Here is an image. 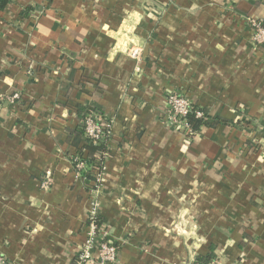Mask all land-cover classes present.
I'll return each instance as SVG.
<instances>
[{
	"label": "crops",
	"instance_id": "obj_1",
	"mask_svg": "<svg viewBox=\"0 0 264 264\" xmlns=\"http://www.w3.org/2000/svg\"><path fill=\"white\" fill-rule=\"evenodd\" d=\"M250 18L264 0H7L0 254L72 264L82 248L94 185L68 141L81 104L111 121L96 196L114 264H264V44ZM173 92L231 123L169 124Z\"/></svg>",
	"mask_w": 264,
	"mask_h": 264
},
{
	"label": "built area",
	"instance_id": "obj_2",
	"mask_svg": "<svg viewBox=\"0 0 264 264\" xmlns=\"http://www.w3.org/2000/svg\"><path fill=\"white\" fill-rule=\"evenodd\" d=\"M263 20H255L250 18L249 24L254 32V41L258 44H264V25ZM132 55L138 61L142 59V51L139 47L132 50ZM18 97L14 94L12 99ZM193 103L182 93L173 92L167 96L166 101V120L173 126L181 125L188 134H194L191 126L187 120V114L191 111ZM197 116H203V112H197ZM85 132L95 144L104 142L108 150L102 156L97 157L96 162L98 165L94 168L95 179L93 181L94 189V205L88 218L87 238L76 255L75 264H114L118 258V246L113 242L110 237L109 229L104 222H98V201L96 194L99 191L101 184L104 181L105 162L109 156V139L111 134V121L107 118L104 119L100 115H96L93 111L85 119ZM76 166L82 168L84 163L77 162ZM78 176L80 173L77 171ZM49 179L46 178L42 182L44 188L49 187ZM0 264H12V262L5 256L0 254ZM203 264H221L216 258Z\"/></svg>",
	"mask_w": 264,
	"mask_h": 264
},
{
	"label": "trees",
	"instance_id": "obj_3",
	"mask_svg": "<svg viewBox=\"0 0 264 264\" xmlns=\"http://www.w3.org/2000/svg\"><path fill=\"white\" fill-rule=\"evenodd\" d=\"M53 0H48L49 4H52ZM7 4V0H0V7L4 8ZM32 7H27L22 14L28 15L32 10ZM264 25V20L262 21ZM77 109V114L79 118L78 125L73 129H68V141L73 148V152L70 159L76 169L80 173L83 179H88L94 181L95 172L94 168L98 165L96 162L97 157L103 155V153L108 150L107 145L104 142L100 144H95L89 137L86 136L85 132V119L93 111L94 114L102 116L107 119L99 111L88 110L85 106L81 104L75 105ZM197 112H203V116H197ZM187 120L191 126L192 131L199 132L203 127L208 129H215L220 125L230 124V120L222 115H210L204 108L197 106L196 104L191 105V111L187 114ZM236 126H240V121L234 123ZM77 162L84 163L82 168L76 166ZM99 224L103 222V219L98 217ZM212 259V255L206 257L199 256L198 260L202 263H206ZM76 258L72 264L76 263Z\"/></svg>",
	"mask_w": 264,
	"mask_h": 264
}]
</instances>
